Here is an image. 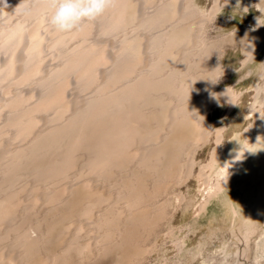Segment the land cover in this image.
Here are the masks:
<instances>
[{"label": "bare ground", "instance_id": "1", "mask_svg": "<svg viewBox=\"0 0 264 264\" xmlns=\"http://www.w3.org/2000/svg\"><path fill=\"white\" fill-rule=\"evenodd\" d=\"M245 1L117 0L61 33L48 24L46 0H0V264H84L105 254L138 264L152 252L163 259L166 250L143 244L175 184L196 182L187 201L196 214L222 194L234 199L246 184L264 185V163L256 171L252 154L264 125V0L256 16ZM225 11L242 22L211 37L207 22ZM245 33L255 46L246 60ZM227 72L236 83L206 81ZM215 106L233 117L211 131L205 114ZM211 135L195 171L197 147ZM244 241L226 236L220 259L200 247L193 264H244L252 249Z\"/></svg>", "mask_w": 264, "mask_h": 264}, {"label": "rangeland", "instance_id": "2", "mask_svg": "<svg viewBox=\"0 0 264 264\" xmlns=\"http://www.w3.org/2000/svg\"><path fill=\"white\" fill-rule=\"evenodd\" d=\"M200 1L205 7L208 6L209 0ZM256 1L257 0L245 1L246 11L249 12L250 16H256V13L258 12L255 3ZM16 18H18L17 20L21 19L20 17ZM1 20L3 21L5 19L2 18ZM240 22H242V18L239 17V15L232 14L229 11L221 12L216 14L211 21L207 22V33L211 37H215L234 30ZM44 43L46 48H44L42 52L47 55L46 53L49 52L48 42L45 41ZM230 51L231 49L227 47L224 54H227ZM223 57L222 55H219L216 60L221 63ZM48 60L49 58L46 57V61ZM52 63V61H49V64ZM230 77L231 80L229 79ZM218 79L219 81L215 86L217 89H220L233 82L236 83L237 76L236 74L234 75V73L231 74L230 72H227L219 75L217 80ZM231 117H233V114L229 115L227 113L226 106L211 107L206 111L205 124L210 127L211 131H213L226 126ZM213 142V136L211 135L209 141L203 143L205 145L199 144L200 148L197 147L194 155L195 171L201 165V161L204 160L209 150L213 147ZM254 148L255 150L252 151V154L256 165L254 168L257 171L258 163L261 161L264 163V125L261 129L260 137L255 139ZM251 175V183L255 184L256 177L254 171H251ZM183 183L175 184L168 193L166 192L168 200H173L172 204L169 205L167 213L161 221H159V224L156 225L151 234H149L144 240L143 244L147 247L153 246L156 250L159 248L166 250L168 252L165 256L166 258L162 259L157 257L155 252L147 253L141 258V261L138 264H193L194 262L199 261L197 253L200 247L209 257L220 259L222 257L220 254L221 250L217 248L221 244V241H224L226 236H229L231 239L245 240L244 246L249 245L252 249L248 252L247 257L244 258V264L245 261L246 264H257L254 263L257 259L253 252L257 250L256 245L263 238L262 234L264 232V185L258 187L256 185L250 186L249 184H246L242 189V194L236 195L234 199H232V193H227L225 196L222 194L219 197H215V199L210 202L207 206V211L202 214H196L193 213L190 210V206L187 205V201L191 200L198 194L196 182L190 181L189 183V181H187ZM100 185L102 184L100 183ZM178 194L184 199H176ZM164 198L167 200V197L164 195L162 198L159 197V200L161 199L162 201ZM231 199L234 200L233 202L236 207V213L232 211ZM34 233L35 232H32V235H36V233ZM176 240L185 245L187 243L188 245L186 246L188 247L177 252L174 247V242ZM200 240H202V242ZM216 250L218 252H216ZM259 250L260 248L258 249V252ZM260 255H263V251H260ZM214 259L211 264L214 262ZM90 261L91 262L88 261L84 264H117V259L113 254L99 255L97 258ZM262 262L264 263V257L262 258ZM80 264H83V262L80 261Z\"/></svg>", "mask_w": 264, "mask_h": 264}, {"label": "clouds", "instance_id": "3", "mask_svg": "<svg viewBox=\"0 0 264 264\" xmlns=\"http://www.w3.org/2000/svg\"><path fill=\"white\" fill-rule=\"evenodd\" d=\"M228 2L229 0H223L221 7L227 5ZM46 3L52 10L48 16L50 27L61 33H72L80 30L85 23L95 21L104 16L116 6L117 0H46ZM3 4L7 5L6 0H3ZM237 8H239V0H237ZM260 20L258 26L261 25ZM234 43L236 44L235 39ZM240 43L242 45L241 49L246 54L244 60L249 56L254 58L255 46L248 40L247 33H245V37ZM215 70L212 72H215ZM206 81L215 84L219 79L216 81L207 79ZM209 95L219 102V97L225 96L226 93L217 94L210 92ZM228 102L230 103V98Z\"/></svg>", "mask_w": 264, "mask_h": 264}]
</instances>
